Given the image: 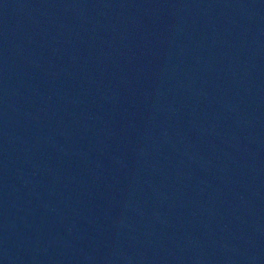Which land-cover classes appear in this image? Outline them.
<instances>
[{
	"label": "water",
	"instance_id": "95a60500",
	"mask_svg": "<svg viewBox=\"0 0 264 264\" xmlns=\"http://www.w3.org/2000/svg\"><path fill=\"white\" fill-rule=\"evenodd\" d=\"M0 264H264V0H0Z\"/></svg>",
	"mask_w": 264,
	"mask_h": 264
}]
</instances>
